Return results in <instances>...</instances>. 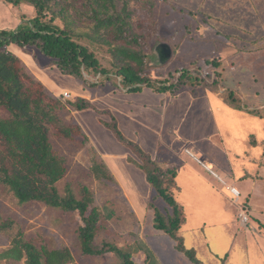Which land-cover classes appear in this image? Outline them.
<instances>
[{
  "label": "rangeland",
  "instance_id": "rangeland-1",
  "mask_svg": "<svg viewBox=\"0 0 264 264\" xmlns=\"http://www.w3.org/2000/svg\"><path fill=\"white\" fill-rule=\"evenodd\" d=\"M130 1L139 11L136 18L147 22L143 2ZM262 1L153 0V21L159 40L149 51L155 55V47L166 43L172 49V57L157 69L155 55L152 67L156 70L147 74L152 80H163L170 72L177 75L176 70L197 67L209 86L206 89L195 87L193 90L199 92L195 94L191 90L194 86L175 96L149 87L127 91L118 80H107L98 90H90L75 78L60 74L55 66H48L49 60L37 50L28 48L24 52L16 46L10 47L28 73L39 80L50 95L58 99L68 93L70 98H62L63 101L77 97L91 101L97 109L108 111L116 119L127 139L137 143L153 159L176 168L177 177L170 191L184 215L178 236L186 249L194 250L202 264H264V231L255 229L252 234H246L242 228L229 223L225 200L232 196L218 183L220 194L208 186L203 180H214L191 164L184 153V149H188L221 176L222 171L230 168L237 174L242 170L253 173L249 164L255 163V155L250 151L257 146L264 148ZM33 14L32 7L26 4L13 7L0 1V30H13L20 24L22 15L30 18ZM146 24L153 28L152 21ZM78 25L75 31L91 35V24L80 22ZM213 59L221 61L218 68L206 63ZM215 71L221 73L219 86L210 85L217 78ZM232 93L234 99L230 97ZM172 98L187 101L185 106L171 105V111L185 108L176 115L166 112L164 105ZM237 113L253 115L256 120H242ZM66 119L78 125L82 135L71 140L50 137L54 150L67 163L66 176L57 187L61 193L66 185L74 190L88 187L96 207L102 210L106 205L111 209L114 216L107 221L108 227L102 225L96 243L103 240L130 251L142 245L151 250L159 264H194L176 250L174 240L153 228L154 214L148 210V204L164 212L166 203L160 197L152 199L144 173L127 162L128 157L137 160L136 157L102 126L101 120L110 121L109 115H99L92 110L71 111ZM237 122L239 125L241 122V129L238 128L241 132L235 128ZM93 162L106 165L112 180H96L90 171ZM199 174L204 175V179ZM238 202L240 207L244 205L240 198ZM7 220L14 222L10 234L21 231L27 240L44 243L50 249L68 248L73 257L71 264H121L112 254L81 255L77 231L82 222L76 213L63 214L41 203L20 204L0 187V222ZM8 235H0V251L8 246ZM132 259L135 264H143L145 254L137 251Z\"/></svg>",
  "mask_w": 264,
  "mask_h": 264
},
{
  "label": "trees",
  "instance_id": "trees-1",
  "mask_svg": "<svg viewBox=\"0 0 264 264\" xmlns=\"http://www.w3.org/2000/svg\"><path fill=\"white\" fill-rule=\"evenodd\" d=\"M0 1L13 7L26 4L34 10L30 18L22 15L15 29L0 30V187L20 204L41 203L63 214L76 213L82 222L77 232L84 257L112 254L121 264H135L133 255L142 251L143 264H159L151 250L142 245L130 251L103 240L97 244L102 225L107 226V221L114 216L111 209L106 205L102 210L96 207L88 187L74 190L66 185L62 193L57 187L66 176L67 163L54 150L51 135L65 140L82 135L80 127L66 119L71 111L92 110L99 115H109L110 121L101 120L102 126L136 157L137 160L128 157L127 162L144 173L152 199L160 197L166 203L168 210L164 208V212L148 204V210L154 214L153 228L174 240L176 250L188 261L202 264L194 250L186 249L178 236L184 215L170 191L175 184L176 168L153 159L137 143L127 139L116 119L108 111L97 109L91 101L82 97L63 101L62 97L57 99L50 95L10 49L16 46L24 52L28 48L37 50L49 60L48 66H55L60 74L75 78L90 90H98L107 80H118L127 91L149 87L171 96L192 86L194 94L199 93L193 90L195 87L208 88L197 67L176 70L178 76L170 72L163 80H152L148 76V72L160 67L157 62L154 63L156 68L152 67L155 55L149 51L159 40L153 21V0H141L145 19L148 23L154 22L152 29L147 22L136 18L137 10L130 0ZM80 22L92 25L91 35L75 31L74 27ZM206 63L216 68L221 65L219 59ZM215 73L217 78L210 85L219 86L221 73ZM90 171L96 180H112L103 163L93 162ZM13 224L9 220L0 222V235L9 233V244L0 251V264L72 263L68 248L50 249L44 243L27 240L21 231L10 234Z\"/></svg>",
  "mask_w": 264,
  "mask_h": 264
},
{
  "label": "crops",
  "instance_id": "crops-1",
  "mask_svg": "<svg viewBox=\"0 0 264 264\" xmlns=\"http://www.w3.org/2000/svg\"><path fill=\"white\" fill-rule=\"evenodd\" d=\"M262 2L264 3V0ZM215 101L216 99L213 101V103L216 105ZM184 102L187 101L179 100L178 98L175 99L172 98V99H167L166 103L164 101L162 104L165 103L164 105H166L167 107L166 108V112H167V111H171V105H175L177 103L178 106L181 105L185 106L186 103ZM182 109L185 108H178V109L176 108L175 110L173 109L170 113L172 114V112H174V114L176 115V113L181 112ZM238 115L241 116L242 120H246V119L251 120L252 118L256 120V117H254L253 115L241 114V113ZM238 123L239 122H237V127L235 128L241 129V122L240 125ZM239 129L238 131L241 132V130ZM258 137L259 136L256 135V139H258ZM256 148L257 149L252 148L250 151V154L255 155L253 158L255 163L249 164V166H251L250 168L253 170V173H246L245 172L246 170H242L241 173L237 174V173H233L232 172L233 169L230 168L227 172L222 171V173H224L222 176L213 172L206 164H203L198 158H196L188 149L186 148L184 149V153L187 155L188 159L189 158L191 159L190 163L191 164L194 163L201 170H203L201 172H205L207 175H209L212 178V180H214V181L211 180L206 181V179H204L203 177L204 175L199 174L201 175V178L204 179L203 181H205L208 186L213 187L214 189L217 190L218 194H220L219 193L220 191L216 183H218L219 187H225L224 189L226 192H229L226 190L227 187L235 188L240 192V202L242 201L244 205H246L247 213L249 214L247 222L242 223L239 220L238 215L240 213L241 207L239 206V202L237 203H235L234 201L232 202L231 201L232 198L225 200L227 203V206L225 207V211L228 213L230 220L229 223H231L233 226L237 225L238 227L242 228L246 234L249 233L252 234V232H255V229L259 230V232L264 231V148L262 147L259 148L258 146ZM164 154L167 155L166 152ZM176 177H177V173H176ZM223 197L225 198V196ZM244 205L242 207H245Z\"/></svg>",
  "mask_w": 264,
  "mask_h": 264
},
{
  "label": "water",
  "instance_id": "water-1",
  "mask_svg": "<svg viewBox=\"0 0 264 264\" xmlns=\"http://www.w3.org/2000/svg\"><path fill=\"white\" fill-rule=\"evenodd\" d=\"M154 52H155V55H156L157 63L160 66L165 65L167 62L170 61V59L172 57V49L166 43H159L155 47Z\"/></svg>",
  "mask_w": 264,
  "mask_h": 264
},
{
  "label": "built area",
  "instance_id": "built-area-1",
  "mask_svg": "<svg viewBox=\"0 0 264 264\" xmlns=\"http://www.w3.org/2000/svg\"><path fill=\"white\" fill-rule=\"evenodd\" d=\"M62 98L64 99H69L70 95L68 93H63ZM229 193L231 194L233 201L236 203L238 202L239 198H240V193L238 192L237 189L232 188V187H227L226 188ZM240 221L242 223H246L249 217V214L247 213V209L245 207H241L240 213L238 215Z\"/></svg>",
  "mask_w": 264,
  "mask_h": 264
}]
</instances>
